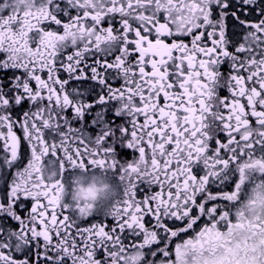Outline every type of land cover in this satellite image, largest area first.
I'll return each instance as SVG.
<instances>
[{
  "label": "snow or ice",
  "instance_id": "snow-or-ice-1",
  "mask_svg": "<svg viewBox=\"0 0 264 264\" xmlns=\"http://www.w3.org/2000/svg\"><path fill=\"white\" fill-rule=\"evenodd\" d=\"M0 264H264V0H0Z\"/></svg>",
  "mask_w": 264,
  "mask_h": 264
},
{
  "label": "clouds",
  "instance_id": "clouds-1",
  "mask_svg": "<svg viewBox=\"0 0 264 264\" xmlns=\"http://www.w3.org/2000/svg\"><path fill=\"white\" fill-rule=\"evenodd\" d=\"M144 167L143 164L140 165ZM128 176L124 182L114 179L112 174L105 175L102 171L82 175L80 182L72 189V198L77 202L91 205L94 211L111 213L114 202L120 198L122 189L128 186Z\"/></svg>",
  "mask_w": 264,
  "mask_h": 264
},
{
  "label": "flooded vegetation",
  "instance_id": "flooded-vegetation-1",
  "mask_svg": "<svg viewBox=\"0 0 264 264\" xmlns=\"http://www.w3.org/2000/svg\"><path fill=\"white\" fill-rule=\"evenodd\" d=\"M19 134H20V133H19V131H18V135H19ZM123 155L127 157V156L130 155V153H127V152H126V153H123Z\"/></svg>",
  "mask_w": 264,
  "mask_h": 264
}]
</instances>
